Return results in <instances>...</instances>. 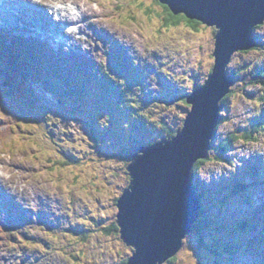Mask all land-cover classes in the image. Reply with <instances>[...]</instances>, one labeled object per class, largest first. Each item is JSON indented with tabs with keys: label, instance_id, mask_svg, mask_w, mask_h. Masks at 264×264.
<instances>
[{
	"label": "rangeland",
	"instance_id": "1",
	"mask_svg": "<svg viewBox=\"0 0 264 264\" xmlns=\"http://www.w3.org/2000/svg\"><path fill=\"white\" fill-rule=\"evenodd\" d=\"M47 1L51 6L80 8L83 15L78 14V21L68 17V23L79 25L77 33H67L48 12L45 16L51 23L36 12V24L40 14L43 29L38 30L45 37L25 39L12 33L19 43L63 53L57 59L65 67L68 89L62 85V73L50 80L41 71L50 65L47 58L41 62L28 52V64L9 66L14 68V97L27 101L23 106L38 107L39 117H25L27 112L16 103L0 109V123L12 127L0 137V174L5 176L0 184L11 200L6 199L11 213L0 208L4 213L0 224L8 227L0 235V264H121L134 253L115 229L117 201L131 180L128 162L140 146L161 140L166 127L182 130L186 111L175 99L205 82L213 67L216 30L201 24L196 30L184 24L166 27V14L157 0ZM89 32L96 43V32L107 34L117 52L106 57L104 48L110 50L112 43L108 48L100 43L104 59H99L88 50ZM253 37L260 47L234 54L226 68V77L237 75L230 88L233 97L221 112L223 124L210 139V160L195 178L203 197L202 221L175 260L166 264H264V239H259L264 227L245 232L247 223L248 228L256 227L264 216V91L259 86L244 89L246 78L264 70V24ZM65 57L76 65L67 68ZM96 63H102L99 69ZM106 69L112 72L102 75L105 83L94 84L101 79L97 70ZM1 71L0 75L7 73ZM126 74L134 79L132 91L144 87L143 97L138 90L130 97L136 110L141 107L138 99L143 103L138 119L128 113L126 104L132 101L121 91L115 94L129 92L120 83ZM61 88L66 97L49 92ZM142 115L147 116L144 124ZM253 126L258 130L255 142L240 140L226 154L219 151L227 135L249 132ZM255 163L259 180L248 176ZM234 183L247 184L250 196L245 192L231 196L240 190Z\"/></svg>",
	"mask_w": 264,
	"mask_h": 264
},
{
	"label": "water",
	"instance_id": "2",
	"mask_svg": "<svg viewBox=\"0 0 264 264\" xmlns=\"http://www.w3.org/2000/svg\"><path fill=\"white\" fill-rule=\"evenodd\" d=\"M174 17L184 16L216 30L213 67L200 88L186 97L190 106L182 130L171 139L139 148L126 170L130 185L117 201L118 231L134 249L128 264H163L199 217L192 187L194 165L207 157L219 119V104L233 77L225 71L232 56L256 46L253 30L264 23V0H157Z\"/></svg>",
	"mask_w": 264,
	"mask_h": 264
},
{
	"label": "trees",
	"instance_id": "3",
	"mask_svg": "<svg viewBox=\"0 0 264 264\" xmlns=\"http://www.w3.org/2000/svg\"><path fill=\"white\" fill-rule=\"evenodd\" d=\"M158 2V1H157ZM160 5V4H159ZM162 6V5H161ZM162 8L164 9L165 11V14H166V18L163 19V21L165 22V26L168 27V28H171V27H177L178 25H181V24H184L185 26H187L189 29L191 30H196V26L199 25L198 22L196 21H193V20H188L186 19L184 16L180 15V16H177V17H174L172 14L169 15V10L162 6ZM167 9V10H166ZM148 15V14H147ZM179 17H183V19H180ZM186 21H189L190 23H186ZM259 47L255 48V50H257ZM16 58H18V56H13V55H10L9 53H4L3 55V58H2V63L3 64H10L11 60H15ZM5 67H7V65H4ZM8 68V67H7ZM63 69L61 68H54L53 69V72H52V76H56V77H59L58 73L59 72H62ZM8 73L10 74V76L12 75V73H10V71H8ZM103 74H106L105 72L101 74V79H99L98 81L94 82V84L98 85V86H102L103 83H105L104 81V78L102 77ZM10 76H7V75H4V76H1L0 77V109L4 111V108L6 107L7 109V105L8 104H11L13 105V103H16L17 106H21L23 107L22 110H25L27 113L25 115V117H33L34 116V113L29 109V107L31 106L30 105H25L23 106V103H27V101H19L18 100V97H14V84H12V79ZM233 76L234 78L237 77V75L235 73H233ZM67 80L66 81H63V86L67 87L68 89V84H67ZM79 83V82H78ZM76 83V85L78 84ZM81 84H83V81L81 82ZM122 84V83H121ZM244 85L246 86L244 89L246 90L248 86H259L261 87V89L264 91V70L260 71V72H257L255 74L252 75V77L250 78H246L245 79V83ZM70 91V90H69ZM50 93L52 94H57V95H64V97H66L68 94L66 91H63L62 92V88L60 91H58L57 89L56 90H52V91H49ZM70 93V92H69ZM233 97V93L229 94L227 97H225V99L223 101H221L220 103V106L225 109L228 105V101L229 99ZM178 100L181 102L180 104L184 107L183 109L186 111V109L188 108V105L185 101V96H182L180 98H178ZM262 101H264V98L261 99ZM23 102V103H22ZM187 105V107L185 106ZM29 106V107H28ZM29 110H28V109ZM185 113V112H184ZM223 124V120L221 119V121L218 122V125L221 126ZM4 125V124H2ZM6 127L3 128L0 127V128H3L0 133H3L5 132L4 129H9L11 130L10 126H8V124L4 125ZM218 128V127H216ZM167 131H169L168 127H166ZM251 131L249 132H245L244 134H239L237 135L238 133L237 132H234V133H231L229 135H227V137L225 138V143L221 144L220 147L218 148L219 151H221L223 154H226L229 150V148L231 147V145L234 143V142H238L240 140L242 141H247V142H250V141H253L255 142L256 141V138L253 137L254 134H257L258 130L256 128H253V129H250ZM174 135V134H172ZM171 135V136H172ZM13 138V136H12ZM11 149V148H10ZM210 159H203V160H199L195 165H194V168H193V171H192V174L195 175H198L199 171L202 169V167L204 165H206V163L209 161ZM252 173L255 175V172L254 170L252 169ZM238 187V189L242 190V189H245V186L242 185V184H234L233 187ZM225 189V187H224ZM237 193V192H236ZM236 193L232 194L231 196H234ZM199 198H201V194H199ZM116 231H118V227L116 226L115 227ZM4 230V229H3ZM2 231V229H0V235L4 234ZM115 233V232H114ZM2 239V238H0ZM4 240V239H3ZM173 260H175V258L171 259L169 262H172ZM121 264H128V259L127 260H124Z\"/></svg>",
	"mask_w": 264,
	"mask_h": 264
},
{
	"label": "bare ground",
	"instance_id": "4",
	"mask_svg": "<svg viewBox=\"0 0 264 264\" xmlns=\"http://www.w3.org/2000/svg\"><path fill=\"white\" fill-rule=\"evenodd\" d=\"M95 2V1H94ZM4 6H7L11 9V11L14 12L15 15H11L10 12H7V14L3 11L0 10V19L3 21V22H6L7 25H10L9 26V31L12 33H17L18 37H22L23 35L26 36L28 39L30 38H33V36H38L39 34V37L40 36H43L45 37L44 35H42L40 32H39V28L42 29L41 25H42V21H41V18H40V14L37 16V19L39 20V26H37V21H36V12H40L42 13L41 15L44 17L45 20H47L48 22L49 19L46 18L47 16H45V12L49 13L51 16H52V22L58 24V23H68L67 20H69L68 17H71L72 19H79L77 16V13H79V15H83L82 13V10L80 8H78V11L76 12V14H72L71 13V9H72V6L71 5H62L60 6L59 8L55 6H51L50 2H46L44 4H36L34 2V0H0V9H2V7ZM11 7H14L18 12L14 11L13 8ZM115 8V7H114ZM84 11V9H83ZM92 11V10H91ZM88 13V12H87ZM91 14V13H90ZM76 17V18H75ZM98 19V18H97ZM93 20V19H92ZM71 21V20H70ZM51 23V22H50ZM46 24V23H45ZM94 24V23H93ZM55 25V24H54ZM53 25V26H54ZM73 26V25H72ZM3 27V26H2ZM39 27V28H38ZM44 27V26H43ZM79 26H77V29H78ZM82 27V26H81ZM43 30V29H42ZM49 30V29H48ZM53 30V29H52ZM68 30V27L67 29H65V31ZM96 31V30H95ZM71 33V32H70ZM72 33H75L72 31ZM103 32H101V34L97 33L94 34V36H99V37H102ZM13 35V34H12ZM15 37V36H14ZM105 47L108 48V45L107 43L104 44ZM2 124L6 125L7 123H3ZM0 123V127L4 126ZM3 128H0V131L3 129ZM12 129V127H10ZM15 129L19 130L17 128V126L15 127ZM5 132L3 133H7L9 132L10 130L9 129H4ZM14 131V130H13ZM3 133H0V137L3 135ZM33 159L36 160V158L33 156ZM20 169V168H19ZM26 171V170H25ZM14 172V171H13ZM15 173V172H14ZM34 173V172H33ZM32 173V174H33ZM34 175V174H33ZM0 178H5V176H2L0 174ZM12 178V177H11ZM20 178V177H19ZM4 180V179H1V181ZM5 181H8V184L10 187H12V184H11V181L9 179L5 180ZM37 184V183H36ZM18 187V186H17ZM4 192V187L0 184V208H2L3 210H5L7 213H11V210L9 208V203L6 202V199L8 201H11L10 200V196L7 194V193H3ZM1 195L3 196V198H1ZM201 209V207L199 208V210ZM8 210H10L8 212ZM2 216V217H1ZM4 216V213L0 211V218L2 219ZM11 216V214H10ZM9 216V217H10ZM199 216L201 217V211H199ZM200 222L199 219H196L194 222H193V230H191V232L189 234H186L183 239L181 240V247H180V250L182 248V245L184 243V241L186 240V238L196 229L198 223ZM210 229V228H209ZM32 238L34 237L31 236ZM180 250L178 252H180Z\"/></svg>",
	"mask_w": 264,
	"mask_h": 264
},
{
	"label": "clouds",
	"instance_id": "5",
	"mask_svg": "<svg viewBox=\"0 0 264 264\" xmlns=\"http://www.w3.org/2000/svg\"><path fill=\"white\" fill-rule=\"evenodd\" d=\"M34 2H35L36 4H44V3L47 2V0H34ZM60 6H61L60 4H57V5H56V7H58V8H59ZM199 24H200V23H199ZM263 24H264V23H263ZM263 24H262V25H263ZM201 25H202V24H201ZM262 25H261V26H262ZM261 26L256 27V28L253 30V32H254L256 29L260 28ZM205 27H206V26H205ZM214 29H215V28H214ZM68 31L71 32V31H73V29H72V28H69ZM252 34H253V33H252ZM239 53L241 54V53H245V52H239ZM236 54H237V53H236ZM210 72H211V71H210ZM209 74H210V73H209ZM219 105H220V104H219ZM117 210H118V208H117Z\"/></svg>",
	"mask_w": 264,
	"mask_h": 264
},
{
	"label": "snow or ice",
	"instance_id": "6",
	"mask_svg": "<svg viewBox=\"0 0 264 264\" xmlns=\"http://www.w3.org/2000/svg\"><path fill=\"white\" fill-rule=\"evenodd\" d=\"M167 10V9H166ZM169 15H171V12H169ZM180 19H183V17H179ZM186 23H190L189 21H186ZM187 107V105H185ZM3 113H0V116H2Z\"/></svg>",
	"mask_w": 264,
	"mask_h": 264
}]
</instances>
